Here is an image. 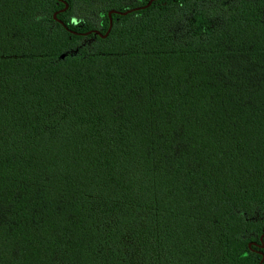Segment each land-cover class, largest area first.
Listing matches in <instances>:
<instances>
[{
  "label": "trees",
  "instance_id": "16d2710c",
  "mask_svg": "<svg viewBox=\"0 0 264 264\" xmlns=\"http://www.w3.org/2000/svg\"><path fill=\"white\" fill-rule=\"evenodd\" d=\"M147 1L0 0V264H264V0Z\"/></svg>",
  "mask_w": 264,
  "mask_h": 264
},
{
  "label": "water",
  "instance_id": "95a60500",
  "mask_svg": "<svg viewBox=\"0 0 264 264\" xmlns=\"http://www.w3.org/2000/svg\"><path fill=\"white\" fill-rule=\"evenodd\" d=\"M154 1V0H148L146 4L142 5V6H138V7H134V8H131V9H127L125 11H118V10H115V9H111L109 12H108V16H109V26L106 30L105 33H100L99 30H90V31H87L85 33H83L84 35H87V34H90V33H93V34H96L102 38L106 37V35L108 34L110 28H111V25H112V21H111V13H116V14H121V15H125L133 10H138V9H142V8H145L147 6H149L151 4V2ZM67 4H65L64 8H66ZM56 14L57 12H54L53 13V18L55 20H57L58 22L62 23L57 17H56ZM63 24V23H62ZM63 26L65 27V25L63 24ZM64 54L61 55V57H63ZM263 236H264V231L262 232V234L260 235L259 237V240L261 241V244H260V247H263ZM264 258V254H262V258H261V261L262 259Z\"/></svg>",
  "mask_w": 264,
  "mask_h": 264
}]
</instances>
